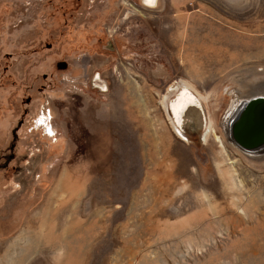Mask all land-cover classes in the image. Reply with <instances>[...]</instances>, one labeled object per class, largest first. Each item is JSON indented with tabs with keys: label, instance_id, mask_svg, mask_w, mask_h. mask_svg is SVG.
Returning a JSON list of instances; mask_svg holds the SVG:
<instances>
[{
	"label": "rangeland",
	"instance_id": "obj_1",
	"mask_svg": "<svg viewBox=\"0 0 264 264\" xmlns=\"http://www.w3.org/2000/svg\"><path fill=\"white\" fill-rule=\"evenodd\" d=\"M137 1L0 0V264H264V152L228 129L264 97V0ZM181 81L206 143L168 122Z\"/></svg>",
	"mask_w": 264,
	"mask_h": 264
},
{
	"label": "water",
	"instance_id": "obj_2",
	"mask_svg": "<svg viewBox=\"0 0 264 264\" xmlns=\"http://www.w3.org/2000/svg\"><path fill=\"white\" fill-rule=\"evenodd\" d=\"M154 6H151L150 4H148V0H138L136 5L138 7H140L143 10H147L150 12L153 11H158L160 6H162L163 0H154L153 2ZM99 76V79L101 78L100 74H96L92 80V87L95 88V85L97 84V82H101V80L96 79ZM102 79V78H101ZM102 82L105 83L107 85V83L102 79ZM109 88V87H108ZM107 88V89H108ZM102 93H106L109 91L108 90H104V89H100L99 90ZM189 92L191 94H193L192 92H190L188 89H186L184 87V85H180L178 84L175 88H173L169 94V99L170 100H177L178 96L181 93L184 92ZM187 94V93H186ZM194 95V94H193ZM167 99V100H169ZM264 99H253L249 102L248 106L246 107V110L244 111V117L242 122L237 125V127L235 128V132L236 135L238 137V139L241 141L242 144L244 145H248L251 146L254 142L259 140V136L258 134H263L260 133V131H264V128H261V126H256L255 123H253L251 125V128L247 125L246 120H250L252 119L253 116V110L255 109V107H257V105L261 104V102H263ZM187 108L186 110L182 111V114L180 115V119L181 125L179 127V133L181 136L185 137L186 139H189L190 134H196L198 136V139L200 141H202L207 128L209 126V118H208V112H207V108L206 105L204 103L203 100L201 99H197L195 96H191V99H188L187 97ZM170 113L174 118V113L171 110L170 107ZM250 118V119H249ZM176 120V118H174Z\"/></svg>",
	"mask_w": 264,
	"mask_h": 264
},
{
	"label": "bare ground",
	"instance_id": "obj_3",
	"mask_svg": "<svg viewBox=\"0 0 264 264\" xmlns=\"http://www.w3.org/2000/svg\"><path fill=\"white\" fill-rule=\"evenodd\" d=\"M153 2H154V0H148V4H150L151 6H154ZM96 79H99V76ZM99 80H101V82H97V84L95 86L99 87L100 89L102 88L104 90H108L107 89L108 85L103 83L102 79H99ZM178 84L184 85V87L186 89H188L190 92H192L194 95L185 91L184 93H181L178 96L177 100H175V101L170 100L169 94H170L171 90L173 88H175ZM178 84L172 85L169 88V92L167 94H165V96L163 98V107H164L165 112L167 114L168 122H169L170 126L172 127V130L175 132V134L182 141H189V139H186L185 137L181 136L179 133V127L180 126H178V125H181L180 124V122H181V119H180L181 116L180 115L182 114L183 110L188 109L186 106L187 105V97H188V99H191V96H195L197 99H200V97H199L200 94L198 95L197 93H195V91H194L195 89H193V87H191L189 84H187L184 81H181ZM167 99H169V100H167ZM254 99H264V97H256ZM250 101L251 100L248 99V100H243L241 102L240 107L236 109L237 111H236V113L232 119L231 125L228 127V129H229V136L231 137V140H232V145L237 146L241 151H244L246 153L257 154L260 152L261 153L264 152V131L263 130L260 131V133H263V134H258L259 140L254 142V144L251 143L252 144L251 146L242 144L241 141L238 139L236 132H235V128L237 127V125H239L242 122L243 117L245 116L244 111L246 110V107L248 106ZM170 107L174 113V118H176V120L173 118V116L170 113L171 112ZM246 123L250 128H251V125L253 123H255L256 126L259 125V126H261V128H264V101L261 102V104L257 105V107H255V109L253 110L252 119L246 120ZM211 135L217 136L216 130L213 127H211L210 122H209V126L207 128V131H206L203 139H202V142L206 143L209 140ZM217 141L219 143H221L222 146L224 145L223 140L220 137L217 138Z\"/></svg>",
	"mask_w": 264,
	"mask_h": 264
}]
</instances>
